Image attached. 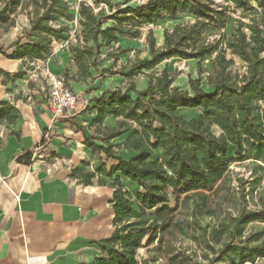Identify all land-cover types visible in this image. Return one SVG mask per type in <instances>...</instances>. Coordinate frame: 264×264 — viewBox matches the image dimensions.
Returning <instances> with one entry per match:
<instances>
[{
    "label": "trees",
    "instance_id": "trees-1",
    "mask_svg": "<svg viewBox=\"0 0 264 264\" xmlns=\"http://www.w3.org/2000/svg\"><path fill=\"white\" fill-rule=\"evenodd\" d=\"M23 1L4 0L0 22L5 23ZM27 1L32 9L30 27L22 34L38 39L21 44L23 36H18L8 47L13 51L4 54L9 59H41L50 54L52 40H60L67 29L65 26L54 28L51 23L71 18L67 0ZM129 1L79 3L80 35L76 36L77 43L70 46L77 71L71 79L92 82L94 76L90 69L100 75H115L113 67L98 70L101 48L117 43L119 36L137 39L143 26L166 17L176 20L186 16L188 19L164 31L161 47L155 46L149 32L146 37L149 57L134 60L127 72L124 67L119 71V75L129 81L126 88L106 89L91 99L96 111L94 125H101L106 116L117 119L113 128L104 127L102 132L84 138V144L92 153L104 155V162L99 163L96 172L105 178H112L118 172L140 189L132 196L121 187L118 177L113 179L115 228L102 247L109 256L116 254L113 248L117 245L123 249L139 247L146 236L147 245L153 242L152 235L159 236L157 242L162 241L164 230L169 226V219L162 218V214L173 212L166 205L169 194L176 198L184 195L183 202L196 198L200 213H208L206 193L213 190L227 171L229 150L234 161L252 160L255 173L249 182L252 189L260 183L261 176L256 173L264 172V0H256L255 7L251 6V0H146L137 6H130ZM237 11L244 15L235 19L227 32L230 13ZM209 30L221 32L206 35ZM116 56L115 53L107 55ZM173 57L199 62L210 59L211 70L206 83L211 90H202L198 79L189 80V90L175 87L174 77L166 69L148 75L143 73ZM235 59L240 62L239 66ZM23 74L18 72L13 77ZM140 74L148 80L142 91L136 89L132 80ZM1 105L0 118H15L14 108ZM178 108L199 109L201 114L187 120L177 114ZM214 129L219 133L215 134ZM123 135L119 150L132 151L130 158L113 150L112 140ZM99 139L103 145L95 144L94 140ZM106 160L114 164L107 168ZM74 173L84 184L91 183L95 176L76 169ZM102 182L99 178L98 183ZM260 201L259 210H242L230 218V223L221 222L220 230L209 231L211 242L220 245V255L206 264L232 258V253L239 264H253L264 256V245L249 247L238 242L245 224L264 220V200ZM134 206L139 217L131 220ZM147 210L154 212L147 214ZM175 225L183 231L180 222ZM202 231L206 235V229ZM224 233L227 236L223 240ZM205 245L214 251L209 242Z\"/></svg>",
    "mask_w": 264,
    "mask_h": 264
},
{
    "label": "crops",
    "instance_id": "crops-1",
    "mask_svg": "<svg viewBox=\"0 0 264 264\" xmlns=\"http://www.w3.org/2000/svg\"><path fill=\"white\" fill-rule=\"evenodd\" d=\"M28 27L26 24L21 29ZM10 28L14 32L0 29V46L4 48L0 50V109L1 104H6L16 113L12 120L0 118V264H94L101 255L104 240L115 228L114 177H118L121 187L129 193L127 185L135 184L118 172L112 178H105L94 171L93 166L104 162L103 154L92 153L84 144V138L95 134L87 136L85 130L89 124L94 125L96 111L93 106L90 113L83 110L79 100L73 112L54 118L45 103L44 73L48 70L61 75L51 70L50 67L56 68L49 59L7 58L4 54L8 47L20 36L18 29ZM66 65L59 63V70L72 68L71 78L75 77V68L68 62ZM18 72L24 74L13 77ZM147 81V78L142 79L137 90H144ZM174 83L173 79V86ZM191 110L194 109L178 108L177 114L182 116L180 111L189 114ZM200 114L187 120L196 119ZM116 121L106 116L98 127L113 128ZM119 138L123 141L125 136L115 139ZM94 142L103 145L100 139ZM39 146L45 158L30 161L31 152ZM121 150L122 155L132 157V151ZM47 156L57 158L62 164L47 172L52 162ZM75 169L94 173L91 183H82ZM99 178L102 183H98Z\"/></svg>",
    "mask_w": 264,
    "mask_h": 264
},
{
    "label": "rangeland",
    "instance_id": "rangeland-1",
    "mask_svg": "<svg viewBox=\"0 0 264 264\" xmlns=\"http://www.w3.org/2000/svg\"><path fill=\"white\" fill-rule=\"evenodd\" d=\"M69 7L70 20H60L58 22L51 23L52 27L58 28L59 26H65L67 29L62 33L60 40H52L50 44V54L43 56V59L50 60V64L54 65L56 69L53 72H58L65 79L66 86L78 96L82 101L83 110L90 113V109L94 105L89 104L91 97L100 96L103 92V87H111L110 89L119 86L126 88V83L119 75L121 67H124V71L127 72L134 60L144 59L149 57V48L146 42V37L149 32L155 41L156 47H161L163 44V33L165 30H170L173 25L183 22L188 19L186 16H180L176 20L170 18H164L155 24H149L141 28V35L137 39H130L128 37L119 36L117 43L110 45L109 47H103L100 49V55L97 61H100L98 70L105 67H113L112 71L115 75H100L94 69H90V73L94 76V80L84 82H78L76 79H71L73 72L72 68H66L59 70V63L68 62L69 66H73L77 71L75 63L70 52V46L77 43L76 36L80 35V27L78 24V6L81 1H86L89 4V0H67ZM123 0H112V3L122 2ZM146 0H130V6H137ZM4 0H0V10L3 7ZM251 6H256V0H251ZM32 12L31 7L27 0H24L22 5L18 7L15 12L10 14L9 19L5 23L0 22L1 30H10L9 25H12L16 30H19V35L23 36L21 44L27 43L28 40L36 41V36L27 37L23 35L21 29L23 25L28 24L31 19L29 15ZM106 13H108L106 9ZM244 15L240 11L230 13L231 22L227 29L230 31L235 19H240ZM245 21V20H243ZM108 24V23H107ZM30 27V25H29ZM29 27L27 29H29ZM26 29V30H27ZM14 32V31H13ZM221 32V31H220ZM215 30H209L206 35H212L220 33ZM16 40V39H15ZM91 45V43H89ZM4 46V45H3ZM56 49V54L53 55V50ZM13 49L7 50V54H10ZM108 53H115V58L107 57ZM210 59H204L201 62L184 60L178 57H173L165 60L156 68L151 71H144L145 75L153 72H160L166 69L168 73L174 77V86L177 85L181 88L189 90V80H199L200 88L206 92H209L211 88L207 86V76L211 70ZM236 65L239 66L240 62L235 59ZM67 66V65H66ZM47 67V66H46ZM144 74H140L133 80L136 89L141 85V80L144 78ZM68 76V77H67ZM75 76V75H74ZM109 79V80H108ZM74 80V82L72 81ZM129 82V81H128ZM106 84V85H105ZM91 88L89 92L86 90ZM87 105V106H86ZM201 113L200 110L194 109L187 112L180 111L184 118L197 117ZM101 126L89 124L86 126L85 134L87 136L93 135L94 132H102ZM214 133L218 134L219 131L214 129ZM122 138L114 139L112 141L113 150L122 155V150H119L120 144H122ZM104 158V155H102ZM125 157H128L125 155ZM229 161L227 171L219 180L211 192L206 193L208 195L207 206L208 213H200L201 208L197 207L196 198H191L187 202H183L184 195L176 198L169 194V202L166 204L168 208L173 209V212H164L162 218L169 219V226L164 230L162 241L157 242L158 235H152L153 242L147 245L146 241L148 236L142 238L139 247L126 249L121 248L119 245L113 249L116 254L109 256L107 250H100L101 255L95 259L94 264H142L144 260L148 261V264H206V262L214 257L220 255V245H214L209 237V231L213 228L220 230V224L223 221L230 223V218L235 217L242 210L245 212L249 210H259L261 208V199L264 200V193L262 189L264 187V172L256 173L261 176L260 183L252 189L249 186V182L252 180L255 173L252 171V160H246L243 162L234 161L232 151L229 150L226 156ZM86 164V163H85ZM111 164H114L111 160H106V167L109 168ZM88 165V164H86ZM99 164L93 166L94 171L98 168ZM90 169V166H87ZM72 172V168H70ZM129 185V186H128ZM127 188L130 190L132 196L140 190L135 185L128 184ZM126 190V189H125ZM128 191V190H127ZM129 192V191H128ZM154 210H147L146 213H153ZM139 217V211L134 206L131 213V220H135ZM175 222H180L183 231L181 232L175 225ZM203 229H206V235H203ZM227 233L222 234L224 240ZM238 242L246 244L249 247L256 245H264V220L252 221L245 224L242 233L238 237ZM206 241L210 245L214 246V251L206 247ZM160 247V248H159ZM232 258L226 257L221 262H213L214 264H239L234 253L231 254ZM109 256V257H108ZM106 258H109L107 260ZM104 262H101L103 261ZM264 256L258 257L253 264H263ZM243 264H250L245 262Z\"/></svg>",
    "mask_w": 264,
    "mask_h": 264
},
{
    "label": "built area",
    "instance_id": "built-area-1",
    "mask_svg": "<svg viewBox=\"0 0 264 264\" xmlns=\"http://www.w3.org/2000/svg\"><path fill=\"white\" fill-rule=\"evenodd\" d=\"M44 78L46 81L45 103L53 117L59 118L66 113L73 112L79 105V98L66 86L65 79L62 76L50 73L48 70L45 71ZM44 139L47 141V134L44 136ZM47 157L52 161L49 167L46 168L47 172L62 164L57 158ZM44 158L42 146L35 148L31 152L30 161L43 160Z\"/></svg>",
    "mask_w": 264,
    "mask_h": 264
}]
</instances>
